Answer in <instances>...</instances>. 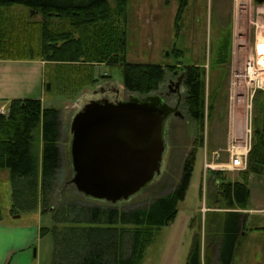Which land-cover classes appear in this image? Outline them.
<instances>
[{
    "label": "rangeland",
    "instance_id": "rangeland-1",
    "mask_svg": "<svg viewBox=\"0 0 264 264\" xmlns=\"http://www.w3.org/2000/svg\"><path fill=\"white\" fill-rule=\"evenodd\" d=\"M109 6L113 15L108 22L113 21V25H119L126 31V64L161 65L165 70V80L160 89L149 93L148 96L164 93L172 80H177L176 75L182 74L184 67L193 65L202 69L205 85L204 122L195 121L189 114L185 105L187 89L184 85L185 98L180 106L183 116H171L164 123L167 150L161 174L129 200L115 205L86 197L80 194L71 182V123L77 109L83 106L88 98L100 97V89L103 88L112 99L127 100L134 95L144 97L124 89L123 65H111L108 59L87 64L94 65L92 74L97 80L85 85L79 96L69 99L65 91L60 94L56 89H52V86L57 85L54 82L52 90L48 91L44 98L45 106L57 108L62 120V167L54 201L52 198L50 205L59 207L73 204L114 207L119 210L147 207L154 198L173 192L181 177L185 159L197 147L189 188L185 200L178 205L175 221L155 230L141 264H186L193 235L196 234L201 238L202 264H218L217 260L209 263L206 253L209 247L218 245L219 227L224 214L229 210L227 203L219 196L223 181H246L251 193L248 207L241 209L246 215V224L239 236L232 264H264V175L230 170L221 171L214 179L210 177L211 171L205 173L204 168L205 155L209 161L231 167L232 157L229 150L233 143V127L238 120L244 132L248 120L252 119L250 150L255 129L254 119L259 120V127L263 123V111L257 100L260 98L263 103L264 96L257 94L256 90L253 92V88L249 87L244 68L246 59L250 55H256L258 39L264 37V3L259 4L256 0H190L184 14L178 19L179 0H127L124 15L126 20L123 15H116V0H110ZM60 22L57 18L46 20L42 12L32 13L22 5L0 8V32L6 31L8 38L13 37V40L22 39L20 32H23L24 25L29 23L35 24L34 26L47 24L50 30L57 31L59 27L64 26L63 22ZM28 32L29 40H34L36 29L29 28ZM108 42L112 43L109 35L105 37V43ZM110 55L113 56L112 53ZM59 64H51L52 67L47 68L46 73L50 69L49 73H53V77L55 73L60 75L57 73L60 72L76 78L75 75L82 68L80 64ZM56 66L63 69L55 68ZM74 80L79 81L81 78ZM116 88L120 90L118 94L115 92ZM72 89L76 87L72 86ZM41 130L38 128L35 132L36 150L40 156L43 147ZM9 174L8 170H0V209L5 217L10 219L13 186ZM41 211L38 207L22 213L23 216L19 220L32 219L35 214H38V217ZM53 225V217L45 214L42 226L47 228ZM53 248V237L47 234L38 259L40 264L52 263Z\"/></svg>",
    "mask_w": 264,
    "mask_h": 264
},
{
    "label": "trees",
    "instance_id": "trees-1",
    "mask_svg": "<svg viewBox=\"0 0 264 264\" xmlns=\"http://www.w3.org/2000/svg\"><path fill=\"white\" fill-rule=\"evenodd\" d=\"M189 1L179 0L177 19L184 14ZM109 2L110 0H0V8L22 5L31 12H42L46 20L57 18L64 24L54 31L47 24L34 26L35 24L29 23L20 32L21 40H13V37L9 39L6 31L0 32V59H41L49 65L80 64L82 68L78 70L76 78L60 72L57 73L63 77L56 73L53 77V73H49L50 69L46 73V81L51 86L54 82L57 83L52 89L60 94L65 91L69 99L79 96L85 85L96 82L97 79L92 74L94 65L87 64L107 59L111 65H123L126 91L142 96L158 91L165 80L164 68L161 65L126 64V31L119 25H113V21L108 22L113 15ZM116 2V15H123L126 20L124 15L127 0ZM32 27L36 29V36L34 40H29L28 29ZM108 35L111 36L112 43L106 44L105 37ZM55 68L63 69L60 66ZM183 73L187 89L185 105L191 117L203 123L205 85L202 69L199 66H186ZM77 78L81 80H74ZM72 86L76 89L73 90ZM256 91L264 96V90ZM257 103L263 111V123L259 127V120L254 119L253 144L245 172L264 175V102H260L259 98ZM61 121L60 111L55 107H43L38 98L11 100L8 113L0 112V169L9 170L11 175V213L21 215L41 206L43 214L53 217L54 225L41 229V235L51 234L53 237L51 264H141L155 230L175 221L178 205L186 198L198 148L185 159L181 177L173 192L154 198L147 207L129 210L73 204L53 207L50 202L52 198L54 201L62 167ZM38 128L42 129L41 156L36 150L35 132ZM212 173L215 176L221 174L220 171ZM219 196L227 203L229 210L224 214L219 227L218 245L207 250V261L232 264L239 236L246 224V215L239 210L248 207L251 193L246 181H223ZM3 219V211L0 209V222ZM201 247L200 235H193L186 264H202Z\"/></svg>",
    "mask_w": 264,
    "mask_h": 264
},
{
    "label": "water",
    "instance_id": "water-1",
    "mask_svg": "<svg viewBox=\"0 0 264 264\" xmlns=\"http://www.w3.org/2000/svg\"><path fill=\"white\" fill-rule=\"evenodd\" d=\"M174 111L158 95L85 103L71 123V182L77 191L115 205L146 187L162 172L164 123Z\"/></svg>",
    "mask_w": 264,
    "mask_h": 264
},
{
    "label": "crops",
    "instance_id": "crops-1",
    "mask_svg": "<svg viewBox=\"0 0 264 264\" xmlns=\"http://www.w3.org/2000/svg\"><path fill=\"white\" fill-rule=\"evenodd\" d=\"M48 65L41 59H0V107L8 111L11 100L38 98L46 108L44 98L48 92L46 87ZM241 125L238 120L233 127L232 139L236 142H241L243 138ZM9 176L11 180V175ZM210 177L216 178L212 172ZM38 207L41 211V207ZM9 212L10 219L3 213L4 219L0 222V264H40L38 259L45 238L41 235V229L44 228L42 218L45 214L41 211L38 217V214H35L32 219L22 221L19 219L24 213L19 217L17 215L13 217L11 211Z\"/></svg>",
    "mask_w": 264,
    "mask_h": 264
},
{
    "label": "built area",
    "instance_id": "built-area-1",
    "mask_svg": "<svg viewBox=\"0 0 264 264\" xmlns=\"http://www.w3.org/2000/svg\"><path fill=\"white\" fill-rule=\"evenodd\" d=\"M244 74L246 82L249 87L253 88V92L258 89L264 90V70H262L257 64L256 55H250L246 59ZM0 112L5 114V110L3 108L0 109ZM252 134V119H249L246 124V129L244 130L242 141L236 142L233 139V143L229 150L232 157V161L230 163L231 167L219 165L213 160L209 161L206 159L204 163L205 172L207 173L209 170L246 171L248 169V154L250 151Z\"/></svg>",
    "mask_w": 264,
    "mask_h": 264
},
{
    "label": "flooded vegetation",
    "instance_id": "flooded-vegetation-1",
    "mask_svg": "<svg viewBox=\"0 0 264 264\" xmlns=\"http://www.w3.org/2000/svg\"><path fill=\"white\" fill-rule=\"evenodd\" d=\"M177 80L173 81L170 83V85L168 86V89L166 91L160 92V94H158V96H160L164 103H166L167 105H169L172 109H175L174 112H171L166 119H168L171 116L174 117H182L183 115L181 114L180 111V106L181 103L183 102L185 96H183V87L185 85V73L182 72V74H180V76L176 75ZM111 99L113 100L108 94L107 91L105 93H101V96L99 97H90L87 99L86 103L88 101H90L91 99ZM82 106H79V108L77 109L76 114L81 110ZM75 114V115H76ZM166 121V120H165Z\"/></svg>",
    "mask_w": 264,
    "mask_h": 264
},
{
    "label": "bare ground",
    "instance_id": "bare-ground-1",
    "mask_svg": "<svg viewBox=\"0 0 264 264\" xmlns=\"http://www.w3.org/2000/svg\"><path fill=\"white\" fill-rule=\"evenodd\" d=\"M255 52H256V57H257V64L262 70H264V39L262 38L258 39L256 43Z\"/></svg>",
    "mask_w": 264,
    "mask_h": 264
}]
</instances>
